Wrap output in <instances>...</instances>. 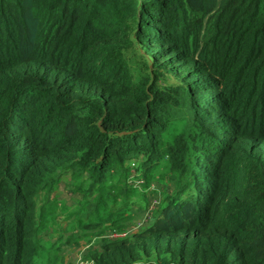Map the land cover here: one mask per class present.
<instances>
[{"label":"trees","instance_id":"16d2710c","mask_svg":"<svg viewBox=\"0 0 264 264\" xmlns=\"http://www.w3.org/2000/svg\"><path fill=\"white\" fill-rule=\"evenodd\" d=\"M133 159L177 193L91 264H264V0H0V264H50L58 176L128 200Z\"/></svg>","mask_w":264,"mask_h":264},{"label":"rangeland","instance_id":"374dc122","mask_svg":"<svg viewBox=\"0 0 264 264\" xmlns=\"http://www.w3.org/2000/svg\"><path fill=\"white\" fill-rule=\"evenodd\" d=\"M149 62L150 67L153 63ZM130 166L128 200L108 198L100 187L87 197L79 190L80 182H90L91 176L75 177L70 172L58 176L46 209L40 214L46 199H39L32 227L33 231L40 227L41 240L54 242L51 247H44L54 252L53 258L45 255L50 264H91V252L100 246L101 238L125 236L138 230L154 218V212L164 198L177 193L179 182L168 170L165 159L148 165L133 159ZM101 198L104 203L99 205ZM89 209L94 211L93 215L85 213ZM89 217L102 224L87 225Z\"/></svg>","mask_w":264,"mask_h":264}]
</instances>
